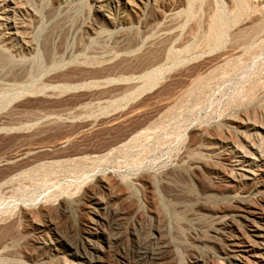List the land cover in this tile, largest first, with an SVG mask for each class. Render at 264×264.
<instances>
[{
  "label": "rangeland",
  "instance_id": "1",
  "mask_svg": "<svg viewBox=\"0 0 264 264\" xmlns=\"http://www.w3.org/2000/svg\"><path fill=\"white\" fill-rule=\"evenodd\" d=\"M98 1L100 0H0V47L2 45L4 48H1L11 55L13 60L17 62L21 60L24 64L21 62L19 64L29 69L28 78L19 75L20 77L15 79L0 72V107L2 106L0 108V224L3 223L4 218L10 217L8 224L6 222L4 225L10 224L9 228L12 229L8 236L0 240L6 241V238L13 235H18L19 240L22 239L17 243L19 246L2 253L4 255L0 254V264L73 262L75 258L72 257V252L56 242L55 233L51 228L45 229L39 225L46 226L48 222L45 218H38L36 220L38 223L32 222L21 213L24 209L35 213L44 204L50 209L52 207L49 219L46 220L49 222L52 220L50 223L56 224L57 231H60L65 240L77 243L84 236L88 220L92 217L89 214L90 203L86 196H90L93 191L105 200L108 206L110 204L107 211L99 210L100 213H105L103 215L108 224L97 229L110 236L111 244L113 243L110 248L105 243H101L106 248L102 253L104 264H134L138 251L144 247L158 248L161 242L168 245L170 251V262L166 264H228L223 259L220 248L211 243L210 238L214 235L217 216L208 208L223 210L229 202L228 195L232 189L231 184L229 185L231 180L227 176L239 161V158H236L238 156L231 149L232 145L229 142H234L231 139L234 138L246 149L242 136L246 135L245 139L250 137L249 142L258 150H262V156L256 162V170L260 171L259 175L264 174V29L263 32H259L260 34L256 33L254 37L249 38L245 42L247 44L239 45L240 42L235 43V34L248 22V15L243 16L241 21L240 19L235 21V15L231 10L232 0H204V4H211L225 21L222 39L220 38L219 43L217 42L212 48H205L199 40L206 29L204 28L207 19L206 7V10L200 9L202 12L199 10L202 15L197 13L199 14L197 20L190 19L182 27H178L182 18L174 20L171 16L182 12L186 6L185 0H157L159 5L156 12L153 11L152 1L134 0L139 4L136 11L125 7L123 3L106 5L105 9L101 10ZM250 3L264 6V0H250ZM105 14L114 18L117 25L108 23ZM126 16L131 18L129 22L125 21ZM198 20H201L199 25ZM172 21L177 25L175 26ZM195 21H197L196 25H194ZM99 22L108 28V34L102 37L97 35L96 23ZM53 23L55 25L61 23L63 28L65 26L62 31L63 37L61 36L56 43L57 46H64L61 54L63 63L58 68L50 65L43 49V36L46 30L54 26ZM195 26L198 27V32H195ZM135 29L141 34V40L136 46L126 50L123 45L119 46L118 43L116 45L119 34ZM173 30L177 32L174 33ZM166 32L170 36L165 42ZM171 32L173 35L170 34ZM171 35L176 37L170 40ZM163 43H167L166 46L178 52L175 60L166 62L161 55L158 59H153L154 62H147L144 66L140 64V67L137 65L138 68L119 66L120 59L126 54L132 56L130 58L139 54L141 56L153 45H163ZM184 46L185 48H182ZM233 54H235L234 59L232 58L226 67L216 69L215 75L213 73L212 76L206 75L218 64L220 58L224 59L227 55L233 56ZM85 61L94 64L87 65ZM112 64L115 68H120L114 70ZM26 72L27 70L25 74ZM197 76H203L207 81L204 79L203 86L201 84L195 88L193 94H187L188 97H185L184 101L181 100V103L177 104L178 107H174L173 113L171 111L164 120L155 125V119L166 110L168 105L166 103L171 104L180 96L179 94L186 92L189 88L188 80ZM91 82H95V85ZM62 85L65 86L61 87ZM86 103L89 108L85 106ZM82 104L85 107H81ZM16 109L20 110L17 112L20 115H23L21 110L25 111V109L35 110L37 115L20 116L16 114ZM8 114L10 118L16 119L12 121ZM118 114L128 117H124L128 120L125 119V125L123 123L119 126H111L110 129L108 124H111L114 116ZM50 118L51 120L59 118L69 125L66 128H59L60 130H47L34 142L29 140L25 142L23 139L25 134L34 133L39 127L45 126L46 122L49 124ZM93 121H96L95 126L90 124L94 123ZM231 123H235L236 127L240 126L232 135L225 134L224 138L227 142L212 141L213 148L217 150V155H214L215 161L210 156L212 153L207 152L206 155L203 152L205 142L198 140L196 130L200 128L214 130ZM250 124L258 126V129H253ZM72 132L77 136L74 141L60 150L52 147L64 134H73ZM133 135L139 137L134 144L132 142L128 144L129 147L116 150L119 145H125V142L130 141ZM31 143L41 146V152L39 155L37 153L28 156L30 159L33 157L46 160L63 152L69 153L71 149L98 151V154L102 155L100 157L106 155L98 163L90 161L88 165L85 163L86 166L83 165V168L76 170L77 172L67 170L66 173L65 170V173L63 171L61 174L50 176L39 174L40 177L38 175L35 176L36 179L31 180L17 177L16 180L2 185L9 180L8 177L12 178L16 175L20 164L22 165V161L13 159L14 156L31 149ZM113 143L118 144L114 146ZM260 146L263 148L259 149ZM102 149L106 150L103 152ZM201 152L207 162L208 159H212L209 161L210 166L202 169L205 170L204 172L195 169ZM217 156L220 159L216 158ZM27 158L25 160L29 161L30 159ZM215 164L217 169L220 167L218 170ZM106 176L124 184L123 189L115 186L117 188L113 191L118 190L117 194L120 193L124 196L122 198H126L125 200L114 199L111 191L109 193L97 185L98 180L107 178ZM148 181H151L152 187L145 184ZM61 197L69 201L67 206L65 205L67 212L58 209ZM262 200L264 202V198ZM114 210H123L124 214L113 216ZM39 219L46 223L38 221ZM5 226L0 225V230ZM15 229L17 232L14 231ZM159 230L164 237L159 235ZM247 230L249 239L258 242L254 238L255 233L250 229ZM2 242L0 253L1 245L4 246L5 243ZM246 263L264 264L263 249L248 252Z\"/></svg>",
  "mask_w": 264,
  "mask_h": 264
},
{
  "label": "bare ground",
  "instance_id": "2",
  "mask_svg": "<svg viewBox=\"0 0 264 264\" xmlns=\"http://www.w3.org/2000/svg\"><path fill=\"white\" fill-rule=\"evenodd\" d=\"M140 1V0H138ZM146 2H149V1H152L153 2V11H158L157 10V6L159 5L157 2V0H145ZM136 2V1H135ZM134 0H100L98 1V5H99V8H101V10H103L102 8L105 9L106 5H112V4H120V3H123L125 4V7H128L130 10H137V6L139 5L138 3H135ZM186 2V6L185 8L182 10V12H178L176 14H171L172 16V19L174 20H180V18H182V21H181V25H179L178 27H182L185 22H188L190 19L192 20H197L199 16V14L197 13H200L201 14V10L200 9H204L205 7V10H206V15H207V19H206V28L205 31H201L202 34L200 35V39L199 40L200 44L205 47V48H212L217 42L218 40L222 37V35H224L223 31H224V27H225V21H224V17H222L220 15V13L215 10L211 4H204V0H185ZM206 2V1H205ZM142 3V2H141ZM144 3V2H143ZM142 3V4H143ZM184 3V2H183ZM143 6V5H142ZM232 12L234 13L235 15V21H238L240 19H242V17H246V15H248V22L241 26L236 34H235V43H239V45L242 43V44H247L245 43L249 38L251 37H254V35L256 33H259L260 31L263 32V29H264V6H259V5H256V4H251L250 3V0H232ZM100 10V9H99ZM201 12H200V11ZM49 12V11H48ZM100 12V11H99ZM63 16V15H62ZM105 17V20L112 24L113 26H116L117 23H116V20L114 18H112L111 16H107L106 14L104 15ZM129 17H131L129 15ZM151 17V16H150ZM201 17V16H200ZM75 18V17H74ZM169 18V16H168ZM64 19V17H63ZM125 21L126 22H129L130 19L126 16L125 17ZM171 20V18H169ZM201 19V18H200ZM68 21L69 18H68ZM169 21V20H168ZM167 21V22H168ZM201 20H198L195 21V24L196 25V22L197 24L200 22ZM166 22V23H167ZM194 22V21H193ZM63 23H66V22H63ZM169 23V22H168ZM173 23V21H172ZM54 26L52 28H50L48 31L46 30V34H44L43 38H44V41H43V49H44V53H45V56H46V59H48L50 65L52 67H59L62 65L63 63V58H62V53H63V49H64V46H57L56 43L58 40H60L61 36H62V31L64 28L62 27L63 24H56L53 23ZM148 24V23H147ZM171 24V23H170ZM169 24V25H170ZM174 24V23H173ZM180 24V23H179ZM200 24V23H199ZM198 24V25H199ZM65 25V24H64ZM169 25H168V28H169ZM175 26L177 24H174ZM193 25V26H194ZM197 25V26H198ZM171 26V25H170ZM187 26V25H186ZM195 26L196 28V31L195 32H198V27ZM145 27V26H144ZM153 28V26H152ZM151 28V29H152ZM166 28V27H165ZM194 28V30H195ZM70 29V28H69ZM108 28H106V26L99 22L98 24L96 23V30H97V35L98 37H102L103 35H106L108 34ZM66 30V29H65ZM149 30V29H148ZM169 30V29H167ZM171 30V29H170ZM175 30V29H174ZM174 30L172 32H174ZM176 30H177V27H176ZM190 30V29H189ZM193 30V31H194ZM201 30V29H200ZM192 31V32H193ZM170 33L173 35V33ZM177 32V31H175ZM174 32V33H175ZM191 32V33H192ZM194 32V33H195ZM264 33V32H263ZM65 34V33H64ZM260 34V33H259ZM164 35H167L165 36V42H166V38H168L170 35L166 32ZM169 38L170 40L173 39V37H176V36H173ZM175 35V34H174ZM253 35V36H252ZM179 36V35H178ZM193 36V35H192ZM63 37V36H62ZM28 38V37H27ZM82 38V36H81ZM84 38V37H83ZM94 38V37H93ZM193 37H191L192 39ZM85 39V38H84ZM177 39V38H176ZM222 39V38H221ZM141 40V34L139 31H137L136 29L135 30H132L130 32H126V33H121L119 34V38H118V41H116V45L117 43L119 44V46L123 45V47L126 48V50H129L130 48L136 46L139 41ZM63 41V40H62ZM159 41V40H158ZM176 41V40H175ZM64 42V41H63ZM78 42V41H77ZM80 42V41H79ZM155 42V41H154ZM164 42V43H165ZM60 43V42H59ZM62 43V42H61ZM156 44V45H153V47L147 51V53H142L143 55L140 56H137L136 57H133V58H130L132 56H124V58L120 59L121 62L119 64L120 67H137V65L140 67V64H144L147 62L150 63L151 62H154L152 61L153 59H158V56H161L162 58H164V60L167 61H173L176 59V56H177V53L178 52H175L176 50H173L171 47L169 46H166L167 43H169V40L167 41L166 44ZM219 43V42H218ZM82 44V43H80ZM84 44V43H83ZM61 45V44H60ZM63 45V44H62ZM186 45V44H185ZM192 45V44H191ZM218 45V44H217ZM72 46V45H71ZM81 46V45H80ZM85 46V45H84ZM183 46V45H182ZM243 46V45H242ZM1 47H3L1 45ZM0 47V72H3L4 75L6 76H13V78H19L20 76L19 75H22V76H26L27 77V73H28V68H26L27 66H25L24 68V63L21 62V60H19L21 63H23L22 65L19 64L20 62H17L15 59V61L11 58V55H9L4 49H2ZM83 47V46H82ZM173 47V46H172ZM4 48V47H3ZM85 48V47H84ZM83 48V49H84ZM118 48V47H117ZM124 48V49H125ZM182 48H185L182 47ZM241 48V47H240ZM175 49V48H174ZM178 50V49H177ZM188 50V49H187ZM184 51V50H183ZM214 51V50H213ZM126 53V52H125ZM133 53V52H132ZM131 53V54H132ZM129 54V53H128ZM130 54V55H131ZM125 55V54H124ZM235 54H233V56L231 55H227V57H225L224 59H219L218 61V64L210 69L206 75L210 76L212 73L214 74V71L218 68H222V67H226L230 61L232 60L233 57ZM179 57V56H178ZM177 57V58H178ZM180 58V57H179ZM223 58V57H222ZM237 58V56H236ZM39 59V58H38ZM160 59V58H159ZM234 59V58H233ZM119 60V59H118ZM130 61H132L133 63H131ZM163 61V59H162ZM86 62V61H85ZM105 62V61H104ZM107 62V61H106ZM157 62V61H155ZM234 62V61H233ZM129 63V64H128ZM232 63V62H231ZM40 64V63H39ZM87 65H92L94 64L91 63V62H86ZM134 64V65H132ZM136 64V65H135ZM27 65V64H26ZM106 65V64H105ZM113 65V64H112ZM35 66V65H34ZM39 66V65H38ZM42 66V65H41ZM111 66V65H110ZM113 69H118V68H115V65H113ZM142 66V67H143ZM90 67V66H89ZM109 67V66H108ZM138 68V67H137ZM127 69V68H125ZM132 69V68H131ZM225 69V68H224ZM25 70H27L26 74H25ZM35 70V69H34ZM216 70V71H217ZM126 71V70H125ZM88 72V71H87ZM95 72V71H94ZM113 73V72H112ZM67 74V73H66ZM84 74V73H83ZM98 74V73H97ZM216 74V73H215ZM214 74V75H215ZM17 75V76H16ZM110 75V74H109ZM204 75V74H203ZM205 75V76H206ZM28 76H29V73H28ZM76 76V75H75ZM79 76V75H78ZM208 76H206L208 78ZM212 76V75H211ZM74 77V76H73ZM122 77V76H121ZM12 78V77H11ZM15 78V79H16ZM28 78V77H27ZM49 78V77H48ZM210 78V77H209ZM212 78V77H211ZM67 79V78H66ZM123 79V78H122ZM205 77H196V78H193V79H190L188 80L189 82V88L186 90V92H183L182 94H179L180 96H178L175 100H173V102H171V104L169 103H166L168 104L166 106V110H163V113L161 114H156L158 115V117L155 119V125H158L160 123V121L163 119L164 120V117H166L167 115H169L171 113V111L174 109L175 106H177V104L180 102L181 103V100H183L185 97H188L187 94H193L195 88H197L198 86H200L202 84L203 86V83ZM129 80V79H128ZM71 81V80H70ZM207 81V80H206ZM210 81V80H209ZM212 81V80H211ZM68 82V81H67ZM66 82V83H67ZM72 82V81H71ZM50 83V82H49ZM93 82H91L92 84ZM95 83V82H94ZM93 83V84H94ZM97 83V82H96ZM7 84V83H6ZM90 84V83H89ZM92 84V85H93ZM113 84V83H112ZM48 85V84H47ZM88 85V84H87ZM95 85V84H94ZM208 85V84H207ZM65 85H62L61 87H64ZM91 86V85H89ZM97 86V84H96ZM42 87V86H41ZM60 87V88H61ZM88 87V86H87ZM93 87V86H92ZM98 87V86H97ZM89 88V87H88ZM39 89V88H38ZM41 89V88H40ZM43 89V87H42ZM41 89V90H42ZM64 89V88H62ZM94 89V88H93ZM102 89V88H101ZM41 90H38V91H41ZM202 91V90H201ZM48 92V91H47ZM129 92V91H128ZM192 92V93H191ZM55 93V92H54ZM99 93V92H97ZM125 94V93H124ZM189 94V95H190ZM135 95V94H134ZM27 96V95H26ZM35 96V95H34ZM65 96V95H64ZM126 100V99H125ZM171 101V100H170ZM184 101V100H183ZM3 102V101H2ZM6 102V101H5ZM8 102V101H7ZM4 103V102H3ZM116 103V102H115ZM179 103V104H180ZM178 104V105H179ZM6 105V104H5ZM28 105V104H27ZM83 105V104H82ZM72 106V105H71ZM85 106H88L87 103ZM84 105L81 106V107H85ZM2 107V106H1ZM0 107V108H1ZM5 107V106H4ZM69 107V106H68ZM80 107V109H81ZM158 107V106H157ZM178 107V106H177ZM89 108V106L87 107ZM92 108V107H91ZM106 108V107H105ZM163 108H165L163 106ZM157 109V108H156ZM177 109V108H176ZM1 110V109H0ZM6 110V109H5ZM84 110V108H83ZM108 110V109H107ZM13 111V110H12ZM20 112V110H15L16 114L20 115L19 113L17 112ZM88 111V110H87ZM160 111V110H159ZM174 111V110H173ZM172 111V113H173ZM32 112V113H31ZM55 112V111H54ZM81 112V111H80ZM84 112V111H83ZM139 112V111H138ZM21 113H23V115L25 116V114H32L34 115L35 117V114L37 115V112H35V110L33 111L32 109L31 110H21ZM71 113V112H69ZM122 113V112H121ZM135 114L137 113L134 112ZM134 113L132 112L133 116ZM12 114L15 116L14 112H12ZM57 114V113H56ZM74 114V113H73ZM79 114V113H78ZM18 115H17V118H18ZM23 115H20V116H23ZM39 115V114H38ZM92 115V114H91ZM105 115V114H104ZM10 116V114H8V117ZM12 116V115H11ZM90 116V115H89ZM109 116V115H108ZM27 117V116H26ZM33 117V116H32ZM74 117V116H73ZM113 117V116H112ZM110 117V118H112ZM115 117V118H114ZM112 119V121L110 122L111 124H108L111 129V126H119L120 124H123L125 125V119L128 118L126 116V118H124L123 116L119 115L118 116H114ZM132 117V115H131ZM10 118V117H9ZM22 118V117H21ZM108 118V117H107ZM133 118V117H132ZM12 119H16V118H10ZM29 119V118H28ZM95 119V118H94ZM130 119V117H129ZM23 120V119H22ZM66 120V119H65ZM77 120V119H76ZM82 120V119H81ZM90 120V119H89ZM128 120V119H126ZM110 121V119H109ZM108 121V122H109ZM17 122V121H16ZM69 122V121H68ZM82 122V121H81ZM90 122H92L90 120ZM94 123H90V124H94L95 126V122L96 121H93ZM107 122V121H106ZM107 122V123H108ZM236 122V121H235ZM41 123V122H40ZM89 123V122H88ZM238 123V122H237ZM227 124V123H226ZM242 124V122H241ZM29 125V124H28ZM45 126H42L41 128L39 127L34 133L32 134H25L23 137L25 142L26 140H29V141H32L34 142V140L38 139L41 135H43L47 130H51V129H57V130H60L59 128L61 127H64L66 128L67 125H69L66 121H60L59 118L57 119H52L50 118L49 120V124L48 122H46V124H44ZM88 125V124H87ZM122 125V126H123ZM223 125V124H222ZM236 124L235 123H231L229 125H227L226 127H217V128H214V130H207V129H197L196 130V136L199 138L198 140H200L202 143H204L203 145V152L206 154L207 152L208 153H212L210 156H212L211 158H214V155H217L216 154V149L213 148V143L212 141H221L222 143H225L227 141H225V134H230L232 135L233 133L236 132V129L238 127L235 126ZM245 125V124H244ZM251 125V124H250ZM74 126V125H73ZM82 126V125H81ZM85 126V125H84ZM90 126V125H89ZM93 126V125H92ZM153 126V125H152ZM151 126V127H152ZM253 127V129H258V126L256 125H251ZM21 127V126H20ZM33 127V126H32ZM35 127V126H34ZM69 127V126H68ZM91 127V126H90ZM126 127V126H125ZM128 127V126H127ZM150 127V128H151ZM243 128V125L241 126ZM156 128V127H155ZM249 128V127H248ZM251 128V127H250ZM21 129H23L21 127ZM27 129V128H25ZM62 129V128H61ZM113 129V127H112ZM147 129V128H146ZM145 129V130H146ZM124 130V129H122ZM150 130V129H149ZM20 131V130H19ZM28 131V130H27ZM52 131V130H51ZM78 131V130H77ZM10 132V131H9ZM24 133V132H23ZM69 133V132H68ZM73 133V132H72ZM142 133V132H140ZM139 133V135H140ZM145 133V132H143ZM142 133V134H143ZM130 134V133H128ZM132 134V133H131ZM147 134V133H145ZM238 134V132L236 133ZM63 136V135H62ZM240 136V135H239ZM248 136V135H247ZM77 136L75 135V132L73 134H67L61 138V140L57 141L54 145H52L53 148L57 149V150H60L62 149L63 147L67 146L70 142L74 141L75 138ZM130 137V136H129ZM232 138V136H230ZM139 137L137 135H133L131 137V140L128 141V142H125L126 144L125 145H119L118 147H116V150H121L123 149L125 146L129 147V143H132L133 144L135 143V141L138 139ZM195 138V137H194ZM242 138L244 139L245 143H246V149L245 147H242L241 144H238L234 138L231 139L233 140L234 142H229L232 146H231V149L235 152V154L238 156L236 158H239V161H237V168L234 167V169H232V172L230 173V175L227 176V178L229 177L230 180H231V183L229 182V185L231 184V191L229 192V195H228V199H229V202L226 204V206L223 208V210H215L214 207L212 208H208L209 210L211 211H214V214H216V228L214 229V235L211 236L212 238L211 239V243L213 242L216 246H218L220 248V252L222 253L223 255V259L228 263V264H247L246 263V254L248 252H250L252 250V252L256 249H263V253H264V202H263V198L262 195H264V174L263 176L259 175V170L257 171L256 170V162H258V160L261 158L262 156V150H258L257 147H254L253 145L254 144H251V142H249L250 140V137L249 139H245L246 138V135L245 136H242ZM60 139V138H59ZM22 140V138H21ZM121 140V139H120ZM195 140V139H194ZM27 141V142H29ZM116 141V140H115ZM211 141V142H210ZM37 142V141H36ZM118 142V141H117ZM122 142V141H121ZM210 142V143H209ZM54 143V142H53ZM119 143V142H118ZM117 143V144H118ZM193 143V142H192ZM196 143V142H195ZM32 144V143H31ZM114 146H117L116 143H113ZM209 144V145H208ZM24 145V144H23ZM110 145V144H109ZM194 145V144H193ZM212 145V146H211ZM241 145V146H240ZM30 146V145H29ZM111 146V145H110ZM113 146V147H114ZM229 146V145H228ZM244 146V145H243ZM258 146V145H257ZM28 147V146H27ZM26 147V148H27ZM44 147V146H43ZM69 147V146H68ZM109 147V146H108ZM126 147V149H127ZM200 147V146H199ZM259 147V146H258ZM262 146H260L259 149H262L261 148ZM112 148V146H111ZM110 148V151L113 152V150ZM216 148V147H215ZM29 149V148H28ZM43 149V148H42ZM96 149V148H95ZM114 151H115V148H113ZM103 150V149H102ZM106 150V149H105ZM103 150V152L105 151ZM108 150V149H107ZM201 150V149H200ZM264 150V149H263ZM70 151V152H69ZM68 152L69 153H65L63 152V154L61 155H57L56 157H53V158H50V159H46V160H40V159H36V158H33L31 157V159L28 157L30 155H33V154H37L39 155V152H41V146L38 147V146H35L32 144L31 146V149H29L28 151L21 153L20 154H17V156L15 155L13 159H17L19 161H22V165L20 164V167L18 168V173L16 175H14L12 178L8 177L9 180H4L6 182H4L2 185L4 184H8V182H11L12 180H16L17 177H19V179L21 177H26V178H29L30 180L33 178V179H36L35 176H38L39 174H42V176H50V175H53V174H58L61 172L65 173V170H66V173H67V170L70 171H76L77 169L79 168H83L82 166L85 165H88V162H93V163H98L99 160H101L103 157H100L102 155H99L98 154V151H89V150H75V149H71L69 150ZM124 151V150H123ZM202 151V150H201ZM18 152V151H17ZM16 152V153H17ZM50 152V151H49ZM61 152V151H60ZM97 152V155H95ZM203 152H201V154H197L199 156V160L197 161L196 164H198V166H196V170H202L203 168L205 167H208L210 166L209 165V161L210 159H208L209 161L207 162L206 161V158H205V155L202 154ZM46 153V152H45ZM95 153V154H94ZM108 153V152H107ZM195 153V152H194ZM199 153V152H198ZM218 153V152H217ZM264 153V152H263ZM95 157H94V155ZM101 154V152H100ZM92 155V156H91ZM99 155V156H98ZM207 155V154H206ZM35 156V155H34ZM98 156V157H96ZM29 158L30 160L27 161L25 160L26 158ZM52 157V156H51ZM109 157V156H108ZM27 158V159H28ZM48 158V157H47ZM196 158V157H195ZM218 158V156L216 157ZM12 159V158H11ZM12 159V161H13ZM106 159V157H105ZM104 159V160H105ZM220 159V158H218ZM10 160V159H9ZM110 160V159H109ZM212 160V159H211ZM215 160V158H214ZM195 161V162H196ZM216 161V160H215ZM17 162V161H16ZM212 163V162H210ZM213 163H216V162H213ZM218 163V162H217ZM91 163H89L90 165ZM85 165V166H86ZM93 165V164H92ZM91 165V166H92ZM95 165V164H94ZM97 165V164H96ZM219 165V164H218ZM235 165V164H234ZM102 166V165H101ZM17 167V166H16ZM213 167V164L212 166ZM215 167H216V170L217 169V166L215 164ZM214 167V168H215ZM85 168V167H84ZM225 168V167H224ZM206 169V168H205ZM260 169V168H259ZM84 170V169H82ZM210 170V169H209ZM212 170V169H211ZM229 170V169H228ZM74 171V172H75ZM78 171V170H77ZM76 171V172H77ZM81 171V170H80ZM205 171V170H204ZM202 170V172H204ZM85 172V171H84ZM196 172V171H194ZM201 172V174H202ZM207 172V171H206ZM82 173V172H81ZM209 174V173H208ZM75 176V175H74ZM204 176V175H203ZM6 177V176H5ZM40 177V175H39ZM52 177V176H51ZM107 177V176H106ZM148 177V176H147ZM7 178V179H8ZM199 178V177H198ZM48 179V178H47ZM205 179V178H204ZM50 180V179H49ZM54 181V180H53ZM15 182V181H14ZM12 182V183H14ZM86 182V181H85ZM141 182V181H140ZM36 183V182H35ZM31 184V183H30ZM38 184V183H37ZM145 184L149 185V187L151 186V181L149 182H145ZM97 185H99V187L103 190H106L110 193L111 191V196H113L114 199L116 200H125L126 198H122L124 196H122L120 193L117 194L116 191H113V189H116L115 186H118L119 189L120 187L122 188V183L114 180V178H100L97 182ZM140 186V185H139ZM143 186V184H142ZM213 186V185H212ZM81 187V186H80ZM98 187V186H97ZM144 187V186H143ZM152 187V186H151ZM67 188V187H66ZM148 188V187H147ZM4 189V188H3ZM123 189V188H122ZM144 189V188H143ZM80 190V189H79ZM95 190V189H94ZM126 190V189H125ZM129 190V189H128ZM123 191V190H122ZM130 191V190H129ZM153 191V190H152ZM69 192V191H68ZM92 192V191H91ZM90 192V193H91ZM121 192V191H120ZM148 192V191H147ZM89 193V192H88ZM89 193V194H90ZM128 193V192H127ZM150 193V192H149ZM65 194V193H64ZM130 194V193H129ZM58 195V194H57ZM71 195V194H70ZM69 195V196H70ZM88 195V194H87ZM121 195V196H119ZM124 195V194H123ZM224 195V193H223ZM54 196V195H53ZM61 196V195H60ZM64 196V195H63ZM68 196V197H69ZM252 196V198H251ZM88 197V202L90 203V207H89V214L92 216L90 217V219L88 220V224L86 225V230H85V234L82 238H80V240L76 242H71V241H68V240H65L62 236V234H60L59 232L60 231H57V228H56V224L53 225L52 223H50L48 220L46 219H49V213H50V207L48 208V206H46V204L43 205V207L40 209V210H37V212H33L31 213L29 210L27 209H24V211L21 213V215L23 214V216H25V218H29L31 219L32 222H37L36 220L38 218H45V221L48 222L45 225H41L39 224L41 227H44L45 229L47 228H51L52 232L55 233V240L56 242L61 245L62 247H65L66 249L70 250V252H72V257L75 258V260L73 262H69L67 261L66 263L64 264H104L102 262V253H104V250H106V248L102 245L103 243L106 244V246L108 248L111 247V237L110 236H106L104 231L100 230V231H97V229H99L100 226L102 225H106L108 224L107 222V219L104 218V215L105 213H103L105 210L107 211V209L110 207V204L108 206V203L105 202V200H103L102 198L98 197L97 193L95 194L94 191L93 193H91V195L89 196H86ZM148 197V196H147ZM262 197V198H261ZM261 198V199H260ZM127 201V200H126ZM214 201V200H213ZM124 202V201H123ZM129 202V201H128ZM69 201L66 200L65 198L61 197L60 199V206L58 207V209L61 211V212H67V205ZM74 203V202H73ZM48 204V203H47ZM51 204V203H50ZM122 204V203H121ZM66 205V206H65ZM130 205V204H129ZM159 205V204H158ZM55 206V205H54ZM213 206V205H212ZM79 207V206H78ZM117 207V206H116ZM208 207V206H207ZM219 207V206H218ZM40 208V207H39ZM128 208V207H127ZM155 208V207H154ZM157 208V206H156ZM159 208V207H158ZM217 208V207H216ZM103 210V212H99V210ZM117 209V208H115ZM206 209V207H205ZM155 210V209H154ZM123 210H114L113 213V216H120V215H123L124 213L122 212ZM112 216V217H113ZM158 216V215H156ZM22 217V216H21ZM106 217V216H105ZM10 217H6L3 219V226H5L4 224L9 221ZM122 218V217H121ZM120 218V219H121ZM38 220L40 222H43L44 220ZM110 219H113V218H110ZM119 220V218H117ZM116 219V221H117ZM23 220V219H22ZM114 220V219H113ZM258 220H260L258 222ZM14 221V220H12ZM44 221V222H45ZM115 221V220H114ZM22 222V221H21ZM45 222V223H46ZM176 222V221H175ZM15 223V222H14ZM38 223V222H37ZM0 224V225H2ZM8 224V222H7ZM52 224V225H51ZM115 224V223H114ZM118 224V223H117ZM215 224V223H214ZM16 225V224H15ZM21 225V224H20ZM38 225V226H39ZM10 224L8 226H5L4 228H1L0 230V238H3L5 236H8L10 234V229L9 228ZM22 226V225H21ZM177 226V225H176ZM2 227V226H1ZM13 227V226H11ZM54 227V228H53ZM16 228V227H14ZM13 228V229H14ZM22 228V227H21ZM39 228V227H38ZM166 228V227H165ZM214 228V227H213ZM56 229V230H55ZM247 229H250L252 230V232L255 233L254 235V238H256L258 240V242H256V240L253 241V239H249L247 233H246V230ZM41 230V228H40ZM16 231V229L14 230ZM42 231H44L42 229ZM177 231V229H176ZM249 231V230H247ZM17 232V231H16ZM84 232V231H83ZM162 232V231H161ZM160 230H159V235L161 236L162 234ZM181 232V231H180ZM9 233V234H8ZM11 234H12V231H11ZM17 235V234H16ZM83 235V234H82ZM158 235V236H159ZM164 235V234H163ZM162 235V236H163ZM18 236V235H17ZM9 236L8 239L6 238V241H3L5 242L4 243V246L1 245L2 247V252L0 253L1 255H4L2 253H7L8 251H11V249L13 250L15 246H17L20 242V239L19 240V236ZM21 233H20V237H21ZM75 236V235H74ZM81 237V235H80ZM154 237V236H153ZM164 237V236H163ZM162 237V241L164 240ZM23 238V237H22ZM76 238V237H75ZM161 239V238H160ZM2 240V239H1ZM0 240V243L2 242ZM54 240V241H55ZM19 241V242H18ZM2 242V243H3ZM102 243V244H101ZM163 243H165L163 241ZM53 244V243H52ZM169 244V243H168ZM19 246V245H18ZM147 246V245H146ZM149 246V245H148ZM168 246V245H167ZM165 244H161L156 247H152L150 249H148V247H144L142 248L141 251H138L139 253L137 254V251H136V254H137V260L134 259L135 263L134 264H166L168 261H169V248L167 247ZM140 247V246H139ZM140 248H138L139 250ZM16 251V250H15ZM257 251H255V254H256ZM254 254V253H253ZM256 256V255H254ZM133 257L134 254H133ZM132 257V258H133ZM1 258V257H0ZM263 259V258H262ZM8 261V260H7ZM14 261V260H13ZM129 261V260H128ZM251 261V260H250ZM19 262V261H18ZM170 262V261H169ZM168 262V263H169ZM7 263V262H6ZM252 263V262H251ZM13 264V263H12ZM128 264V263H127Z\"/></svg>",
  "mask_w": 264,
  "mask_h": 264
}]
</instances>
